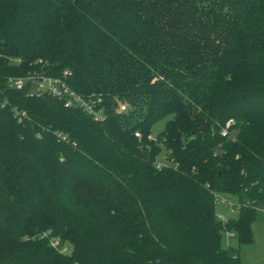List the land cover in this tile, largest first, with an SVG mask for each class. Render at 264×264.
Listing matches in <instances>:
<instances>
[{
	"label": "trees",
	"instance_id": "16d2710c",
	"mask_svg": "<svg viewBox=\"0 0 264 264\" xmlns=\"http://www.w3.org/2000/svg\"><path fill=\"white\" fill-rule=\"evenodd\" d=\"M35 71L105 119L9 87ZM259 211L264 0H0V264H242Z\"/></svg>",
	"mask_w": 264,
	"mask_h": 264
},
{
	"label": "built area",
	"instance_id": "2783aa9c",
	"mask_svg": "<svg viewBox=\"0 0 264 264\" xmlns=\"http://www.w3.org/2000/svg\"><path fill=\"white\" fill-rule=\"evenodd\" d=\"M70 74L65 71L62 77L54 78L46 75L41 71H35L29 73L25 77L21 78H9L8 85L16 90H28V95L30 97H43L45 95L56 98L64 103L65 108H80L86 114H88L96 122L103 121L105 119L104 111L99 105L101 103L100 99L94 97H84L74 91L69 85ZM121 112H126V106L120 108ZM223 136L227 135V131L222 133ZM136 137L141 138L139 134ZM164 167L161 163L157 164V168L161 170ZM217 200H223L222 196H217ZM226 203L229 204L228 200ZM229 237H233V234H228ZM49 235H45V237ZM50 240V245L58 252L63 255L71 254V247L68 245H63L60 239L55 237H48Z\"/></svg>",
	"mask_w": 264,
	"mask_h": 264
},
{
	"label": "rangeland",
	"instance_id": "374dc122",
	"mask_svg": "<svg viewBox=\"0 0 264 264\" xmlns=\"http://www.w3.org/2000/svg\"><path fill=\"white\" fill-rule=\"evenodd\" d=\"M167 121L161 120L152 128V137L164 131ZM164 153L160 156L163 159ZM223 200L216 203V214L224 221L236 219L238 217V201L236 198L222 196ZM228 200L229 204L226 203ZM254 244L239 247L237 239L229 237L227 233L222 235V245L240 249L242 264H264V212L259 211L252 225Z\"/></svg>",
	"mask_w": 264,
	"mask_h": 264
},
{
	"label": "crops",
	"instance_id": "0c3cea01",
	"mask_svg": "<svg viewBox=\"0 0 264 264\" xmlns=\"http://www.w3.org/2000/svg\"><path fill=\"white\" fill-rule=\"evenodd\" d=\"M262 212H264V211H262ZM254 244V243H253ZM226 248V247H225ZM228 248V247H227Z\"/></svg>",
	"mask_w": 264,
	"mask_h": 264
}]
</instances>
